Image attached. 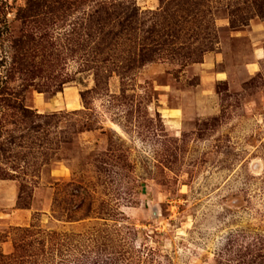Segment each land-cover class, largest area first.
<instances>
[{"label": "rangeland", "instance_id": "374dc122", "mask_svg": "<svg viewBox=\"0 0 264 264\" xmlns=\"http://www.w3.org/2000/svg\"><path fill=\"white\" fill-rule=\"evenodd\" d=\"M0 6V168L18 178L0 180L6 256L109 228L131 264L130 249L217 264L230 239L264 237V0Z\"/></svg>", "mask_w": 264, "mask_h": 264}, {"label": "trees", "instance_id": "16d2710c", "mask_svg": "<svg viewBox=\"0 0 264 264\" xmlns=\"http://www.w3.org/2000/svg\"><path fill=\"white\" fill-rule=\"evenodd\" d=\"M259 10L261 14L264 10L263 6L260 7ZM2 12L3 7L0 6V25H2ZM145 62H147V60ZM9 71L11 72V70L8 69V75ZM96 82L97 86H101L103 83L100 75L96 76ZM30 87L31 86H27L26 90ZM0 98L4 99L5 94L0 93ZM7 101L8 103L3 105V109L14 112L20 116L23 121L29 123L33 121V119L43 120L32 110L22 105L23 103L14 102L13 99H8ZM1 114L0 111V127L3 121ZM32 131L34 134L38 133L35 128ZM91 131L92 129L85 128L81 133ZM28 149L30 148L28 147ZM29 167L31 168L30 163L25 162L24 167L21 168L23 171L27 168L28 173L25 174L26 177H30ZM16 170L17 168H11V171L17 174ZM9 179L18 178L10 171L0 168V180ZM24 192L25 188L22 190L20 200H23ZM54 212L56 213L57 211L54 210ZM73 221L76 222L74 219ZM41 234L44 233H40L39 236H41ZM91 234H95L96 236L92 235L86 240H83V242H81L82 248L81 245L80 247L76 245L73 235L60 233L53 235L47 233L43 238L38 237L33 241L30 239L26 244L21 243L20 245H16V254L14 256H6L0 248V264H49V260L53 254L57 255V257L55 256L56 258H54L53 255V264H131L126 256V244L124 241H119L115 238L117 237L116 233H113L109 228H99ZM253 242L254 243L249 244L245 241L241 242L239 236L230 239L227 247L222 251V255L219 256L220 260L217 264H264V237L255 238ZM83 248L89 249V253L84 251ZM130 252H132L135 258H138L139 264H156V262L161 264L156 260V252L153 249L146 254L147 257H144V259L139 252H135V249H130Z\"/></svg>", "mask_w": 264, "mask_h": 264}]
</instances>
